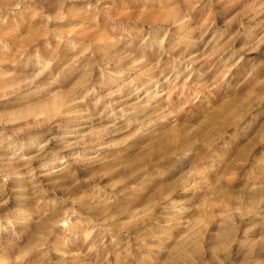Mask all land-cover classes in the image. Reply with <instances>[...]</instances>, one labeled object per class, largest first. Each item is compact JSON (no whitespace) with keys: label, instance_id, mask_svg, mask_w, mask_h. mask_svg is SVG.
Listing matches in <instances>:
<instances>
[{"label":"rangeland","instance_id":"374dc122","mask_svg":"<svg viewBox=\"0 0 264 264\" xmlns=\"http://www.w3.org/2000/svg\"><path fill=\"white\" fill-rule=\"evenodd\" d=\"M0 264H264V0H0Z\"/></svg>","mask_w":264,"mask_h":264}]
</instances>
